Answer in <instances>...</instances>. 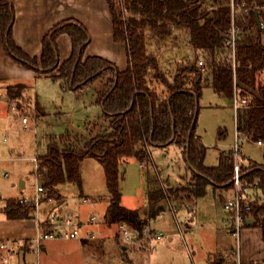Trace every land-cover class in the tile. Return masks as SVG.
<instances>
[{"label": "trees", "instance_id": "16d2710c", "mask_svg": "<svg viewBox=\"0 0 264 264\" xmlns=\"http://www.w3.org/2000/svg\"><path fill=\"white\" fill-rule=\"evenodd\" d=\"M112 17L114 42L124 45L127 67L123 70L102 57H85L90 34L74 19L55 24L41 40V54L31 57L18 47L12 37L14 10L9 0H0V37L4 52L17 64L57 80L64 91H82L99 82L95 103L101 117L87 124V135L81 140L60 137V143L48 145L47 153L37 157L36 178L45 189L41 201L62 199L58 185L64 181L80 185V160L94 157L104 169L109 202L105 208L107 227L124 221L141 229L144 218L138 210L121 205L120 167L129 157L150 163L152 146L161 149L176 145L190 171L187 185L162 191L152 187L149 194V218L162 210L161 199H176L181 193L199 198L208 185L230 189L234 178L232 149L221 151L216 166L204 163L207 147L196 134L198 101L203 87L228 99L234 88L239 98L247 101L235 116L237 133L264 144V0H106ZM254 10L258 13L260 27ZM231 28L237 30L233 46L227 43ZM182 35L189 47L203 52L208 70L203 75L194 57L183 61L169 76L158 64V53L149 44L164 47ZM69 35L71 53L59 62L57 38ZM238 80L256 95L236 85ZM26 86L6 87L8 101L18 102ZM242 157V156H241ZM264 158V157H263ZM242 159V158H241ZM243 161V159H242ZM242 182H256L261 204L254 210V226L261 230L264 241V162L240 164ZM9 199L3 208L7 219L31 220L33 203ZM59 207L56 205V208ZM83 244L88 241H81ZM128 264H131L127 262Z\"/></svg>", "mask_w": 264, "mask_h": 264}, {"label": "rangeland", "instance_id": "374dc122", "mask_svg": "<svg viewBox=\"0 0 264 264\" xmlns=\"http://www.w3.org/2000/svg\"><path fill=\"white\" fill-rule=\"evenodd\" d=\"M173 35L179 34L174 32ZM178 37L179 40H173L164 47L156 48L154 44L148 45L150 51L158 53V64L161 69L168 72L169 76L183 65L184 60L192 56L183 36ZM262 43L264 44V34ZM19 68H22V72L10 69L5 64L0 65V96L5 85L16 83L27 85L20 101L14 103L0 101V241L33 237L37 233V229L27 226V220L7 219L3 213V208L9 199L32 197L35 195L36 187L41 184L33 174L36 165L32 159L46 154L49 144L54 142L59 144L61 136L76 140L85 138L88 133L87 124L99 119L96 114L98 105L94 98L99 82L84 87L81 92L64 91L57 80L44 75L35 78L31 70ZM258 77V81L263 83L264 75ZM200 95L196 134L207 147L204 163L212 167L215 166L219 153L227 151L234 145L236 110L233 107V98L229 100L213 92L209 87H203ZM13 106L15 110L12 109ZM21 115L27 117V123L22 122ZM69 120L72 127L80 133L71 129V125L66 123ZM239 143L243 155L241 158L245 159L241 163L248 164L246 159L258 164L264 162V146H259L248 138H240ZM79 163L81 183L78 185L64 181L58 185V192L64 203L57 207V210L61 215L75 213L86 219L94 214L103 218L110 199L104 169L101 163L91 156L83 158ZM120 172V203L138 210L141 215L145 214L149 187L154 186L164 190L181 188L190 180L186 177L190 175V171L181 157L179 148L174 144H169L164 149L152 146L150 163H141L136 157H129L126 163L121 165ZM21 181L25 182V187L19 190L18 185ZM253 190L254 203L261 204L259 193ZM84 198L88 199V203H82ZM57 202V200L41 202L37 210L38 219L46 217L47 212L55 208ZM166 216L155 218L156 221H153L159 222L167 218ZM33 217L35 218V215ZM101 227L103 233L99 240L93 239L86 244H81L75 239L45 241L43 243L45 250L41 251L38 258L26 256L25 260L35 261L36 264H115L123 258L120 254V240L118 235L114 234L113 228ZM233 240L232 248L235 252L236 241ZM140 256V262L145 263L147 255ZM10 262V264L17 263L14 258H11Z\"/></svg>", "mask_w": 264, "mask_h": 264}, {"label": "crops", "instance_id": "0c3cea01", "mask_svg": "<svg viewBox=\"0 0 264 264\" xmlns=\"http://www.w3.org/2000/svg\"><path fill=\"white\" fill-rule=\"evenodd\" d=\"M9 1L14 10L12 37L14 38L16 45L29 56L35 57L41 54V40L50 28L61 21H66V19H74L84 25L88 34H90V42L85 48V57H102L112 62L114 66H117L121 70L127 67V52L124 45L116 41L114 42L113 40L112 17L110 16L108 1ZM185 44L187 45L186 42ZM189 49L190 47H188V51L191 53V50ZM70 50L71 41L69 35H60L57 38L59 62L67 59L71 53ZM12 62L14 61L3 50L2 39L0 37V65L3 66L5 64L10 69L12 68L17 72H22V68L19 67L23 66L20 64L16 65ZM31 72L35 78L42 76L35 74L33 71ZM261 74L264 75V72H261ZM18 84L19 83L10 85L15 86ZM10 85L4 86L0 101L10 102L6 95V87ZM22 85H25L27 88L26 84ZM38 108L40 109L39 106ZM37 111L36 108V112ZM101 112L102 110L98 106L96 111V114H98L97 118L101 117ZM67 116H69V114H67ZM21 117L23 118L24 115H21ZM66 123L70 124V120ZM70 125L72 126V124ZM256 143L259 145L258 142ZM229 149H231V147ZM242 159L245 161L244 158ZM218 160L216 161V164L218 163ZM249 161L251 160L246 159V162ZM186 177L191 178L190 175H186ZM24 187L25 182L23 188ZM23 188H19V190H22ZM149 190H147V194ZM161 190L164 191V188H161ZM204 192L205 194L199 198L190 197L187 196L186 193H181L176 199L171 201L173 203L167 199L159 200L155 206H160L162 209L160 213L162 212L164 217L166 215H168V217L166 216L167 218L164 220L155 222V216L152 218L155 221L151 220V222L153 221L152 225L150 222L152 228L163 233V238L157 244L154 252H147L138 244L121 243L120 254L123 258H120L115 264H128L127 262L131 264H143L144 262H140L141 254L147 255V260L144 264H236L238 259L241 264H264V241L261 237V230L254 226V224H247V226L242 229L240 233L241 240L238 253H236V250L234 252V249L232 248V242L234 240L231 236L228 224L230 215L225 208H223V203L232 197L233 191H231V189H222L221 187L216 188L210 184L206 187ZM170 204H172V209L176 210L180 222H182V231L175 228L177 225H173L175 224L174 212L170 207L167 208ZM187 207L194 211L192 220L184 219L188 210L186 209ZM222 210L224 212H222ZM144 212V215H140L142 218H147L150 212L149 200ZM79 216L82 220L88 219L81 217L80 214ZM28 222L29 221L27 220V223ZM29 227L32 226L30 225ZM101 236L96 239L99 240ZM100 241L102 242V240ZM78 242L83 244L81 241ZM42 250H45V245H43Z\"/></svg>", "mask_w": 264, "mask_h": 264}, {"label": "built area", "instance_id": "2783aa9c", "mask_svg": "<svg viewBox=\"0 0 264 264\" xmlns=\"http://www.w3.org/2000/svg\"><path fill=\"white\" fill-rule=\"evenodd\" d=\"M119 1V0H117ZM120 3V1H119ZM237 30L231 28L230 36L227 43L232 46V66H235L233 61L234 46L233 42L236 36ZM187 46L189 47L188 43ZM191 53L194 57L196 66L200 69L201 73L205 75L208 70V65L205 62L203 52L199 49L193 50L190 47ZM233 96V107L236 112L238 109L246 106L247 101L241 99L236 94L234 88ZM15 110V107H12ZM27 117L22 118L23 123H27ZM244 138L241 134H235L234 145L231 147L232 156L234 159V178L232 181L233 195L230 199L224 201L223 208L229 213V229L233 239L236 241V253L239 251L240 247V233L244 227L247 226V222L251 220V224H254V210L256 209L255 196L253 189L256 190L257 183H245L242 182L239 175V167L242 162L241 156V145L239 139ZM259 145H264L262 142L258 141ZM32 161L35 163L36 167L34 169V175L38 169L37 157L33 158ZM145 163V162H143ZM141 167L143 164L140 165ZM6 177V175H4ZM36 178V175H35ZM37 179V178H36ZM259 193V191L257 190ZM45 194V189L39 184L36 187L35 195L32 197H19L18 203L34 204L33 217L31 222L34 224V228L37 229V233L33 237H25V239H9L0 241V263L10 264V259L14 258L17 262L16 264H36L35 261L25 260L26 256L37 257L42 251L43 243L49 240H78V241H89L96 239L101 236L102 227L106 226L104 223V218H99L92 214L86 220H82L78 214L72 213L69 215H61L57 208H51L47 213L46 217L43 219H38L37 210L43 195ZM260 196V193H259ZM52 199H47L50 201ZM82 203H88V199H82ZM169 207L172 209L171 205ZM187 213L184 219L192 220L194 216V211L187 207ZM174 212V222L177 228L182 231V222H180L179 216L175 209ZM163 213H159L156 218H162ZM152 218H144V225L141 229H135L124 221L117 222L110 226L114 229V232L118 235L120 243L122 244H138L142 249L147 252H154L157 244L163 238V233L150 226ZM107 227V226H106ZM38 264V263H37ZM236 264H241L239 259Z\"/></svg>", "mask_w": 264, "mask_h": 264}, {"label": "water", "instance_id": "95a60500", "mask_svg": "<svg viewBox=\"0 0 264 264\" xmlns=\"http://www.w3.org/2000/svg\"><path fill=\"white\" fill-rule=\"evenodd\" d=\"M253 13H255V16H256V22H257L258 26L260 27L259 20H258V13H257L256 10H254ZM236 85H237L239 88H241L242 90L247 91V92L250 93V94L256 95L255 92H254L252 89H250V88L247 87V86L245 87V86H244L243 84H241L238 80H236ZM70 127H71V129H72L73 131H76V132L80 133V131H78V130L75 129L74 127H72V126H70ZM23 186H24V181H21V182L19 183L18 187H19V188H23ZM62 203H63V200H59V201L57 202L56 205H57V206H60ZM250 223H251V220L247 222L248 225H250ZM30 225L33 227V226H34L33 222H28V223H27V226H30Z\"/></svg>", "mask_w": 264, "mask_h": 264}]
</instances>
